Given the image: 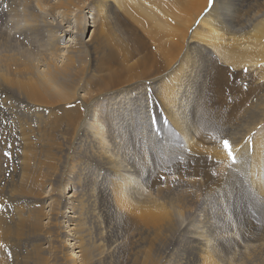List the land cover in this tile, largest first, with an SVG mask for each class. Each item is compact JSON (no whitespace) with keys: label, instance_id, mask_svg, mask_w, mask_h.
Masks as SVG:
<instances>
[{"label":"bare ground","instance_id":"1","mask_svg":"<svg viewBox=\"0 0 264 264\" xmlns=\"http://www.w3.org/2000/svg\"><path fill=\"white\" fill-rule=\"evenodd\" d=\"M218 3L225 13L215 12ZM85 10L91 15V33L83 42ZM57 15L66 23L73 18L78 34L63 53L56 35L61 21L48 22ZM211 18L220 26H213ZM45 28L51 34L42 44L39 35ZM201 46L208 55L200 54ZM199 79L214 98L229 85L226 114L244 129L233 152L237 164L247 167L243 178L250 184V196L264 206V0H0V264H170L166 259L180 252L172 246L182 237L188 244L196 239L197 245L175 264H264V241L244 242L234 250L235 225L223 228L230 216L232 223L247 218L231 211L228 216L224 206L214 205L212 250L202 238L204 223L195 237L187 229L184 236L183 228L173 224L179 217L171 213L180 211L177 203L172 202L170 210L154 205L156 200L136 184L140 172L126 168L135 173L133 180L118 174L122 168L115 154L126 135L115 127L117 114L139 91L154 95L188 153L205 152L207 148L199 151L187 137L185 124ZM124 91L130 97L120 93ZM102 96L106 98L100 104ZM136 105L143 111L151 104L144 100ZM102 109L108 112L112 150L103 142L105 132L94 125ZM73 147L86 160L106 167L108 191L99 188L100 179L87 172L82 161L73 164L72 153H67ZM209 150L214 161L197 159L198 171L209 175L215 168L224 179L226 154ZM256 170L259 177L253 176ZM64 184L72 189L67 196ZM47 186L55 198L46 212L39 191ZM214 195H225V190L219 187ZM105 199L121 214L127 236V241L126 236L121 242L111 240L110 250L94 231L102 227L96 211L100 200L109 206ZM66 208L68 216L62 215ZM60 235L69 240L66 251L58 249Z\"/></svg>","mask_w":264,"mask_h":264},{"label":"rangeland","instance_id":"2","mask_svg":"<svg viewBox=\"0 0 264 264\" xmlns=\"http://www.w3.org/2000/svg\"><path fill=\"white\" fill-rule=\"evenodd\" d=\"M215 12L225 13L226 11L218 3V9H216ZM1 13L3 14V11H1ZM84 14L87 18L86 22L88 27L86 26V31L81 36V38L83 42H86L89 39L91 33V28H89V26H91V15L87 10H85ZM57 17L54 22L53 20H49L48 22L55 24L58 22L60 23L61 21L60 29L56 35L57 37L60 36L57 40V47L59 48V51L63 53L66 50L63 48L65 46L71 45V43L77 38L78 34L76 32V23H74L73 18L70 19L69 23H66V21H62V18H60L58 15ZM211 19L213 26H220L219 23H217L213 18ZM2 30L7 32L5 28ZM50 34L51 33L48 28H45L40 33L39 38H41L42 41V39L48 38ZM43 43L44 42L42 41V44ZM200 48L202 50L200 51V54H209V52L203 50L204 46H201ZM83 61L84 59L82 62L78 63L77 66H82ZM227 80H229L228 75ZM202 81L203 79L198 80V84L193 90V95L190 97V105L192 106L189 107V110L185 111V124L188 131L187 137L197 144V149L199 151L202 152L205 148H207L203 154L196 155L188 153L182 140L180 139V135L175 132L168 119L162 115L160 111V104L157 102L153 94L147 92L144 95V93L139 91L134 95L136 97H130V95L127 94V91L120 92L121 94L123 93L122 95L126 96V98H130H128V101L125 104L123 103L124 107L119 109L117 114L119 124L115 126L116 129L120 126L122 134L126 135V138H123L125 140H122V148L120 145V149L115 154V156L117 155L116 161L119 166L121 165L120 167L122 168V170L118 171V174H128L127 176L130 179H134L133 175L135 173L130 174L126 171V168L130 169L131 172H140V177H137L138 179L136 180V184L138 187H140L139 189L142 192L147 193L151 199L154 198L156 200V204L154 205L170 210L171 203H177L179 206L178 209H180V211L176 210L174 212L172 211L171 213L178 214L179 217L173 220V224L175 227L179 224V226L183 228V233H181L184 236H186L184 232L185 229H187L186 231L195 237L200 232V229H198L199 225L201 223H204V225L207 223L205 228L204 225L202 227V238L204 237V239L208 241V245L212 250L216 248V238L213 239V235L215 236V224L213 220L214 214H211L214 209V205H218V207L224 206V208L228 210V216L231 215V213H229V211H231L233 212V216L239 219L247 218L245 222L232 223V218L230 216V220L228 218L223 223L224 229L225 224L226 228L229 224L235 225L234 229L232 230V234L234 235V238L238 240L234 248V250H237L238 246L244 242H252L253 240L264 241V206L263 204H260L255 198L251 197L248 192L250 184L247 183L243 178V173L247 168L246 166L244 168L239 166L237 163L234 165L229 164L226 166L227 171L224 173L225 180L220 176V173L215 168L209 171V175L204 171H198V167L200 165L198 164L197 159L201 158V163L205 161H214V158H212V154L214 153L210 152L209 148L213 152V148H216L219 152L222 150L223 153L220 154L224 156L226 153L223 148H218L219 144L221 146V141L227 139L230 142L233 150L235 141L244 131L242 126L235 125L232 121H230L228 119V114H226L228 112L227 108L229 104H224V101L225 99H228V101L230 99V93L228 91L229 85L224 89L221 87L214 98L209 94H206V85ZM147 91H149L148 88ZM78 92L81 94V88ZM124 93L126 94L124 95ZM105 96L100 97L101 99L99 98L100 104L105 100ZM144 100L145 102H149L151 105L149 108L139 111V108L136 104L138 101ZM129 102L130 104L127 106ZM208 112L212 113L213 115L207 117ZM107 113L108 112H106L105 109H102L99 113L101 114V119L94 125L96 126V130L98 129L99 131L100 129L102 133L105 132L103 136V142L104 144L109 145V150H112L113 141H110L112 138L108 135V130L111 131V126L110 124L106 125L105 123L108 120ZM131 114L133 115V120L129 119ZM186 140L192 146H194L188 138H186ZM252 142V140L249 142L251 146H253ZM247 149H249V147ZM67 153H72V155L70 154L72 157H70V160L75 166L80 164L82 161L84 169H86L87 172H92L91 175L97 176L98 179H100L99 183H102L103 185L99 186V188L102 187V189L106 191L110 189L111 184L110 181H108V176L105 178L107 174L105 173L107 172L106 167L101 165L99 166L97 162H93L92 160H86V156L79 151H74V147L70 148V151ZM225 156L227 158V155ZM3 158L6 160L4 156ZM258 174V170H256L253 176L259 177ZM206 178L207 182H205ZM187 180L196 181L197 184L195 186H186L183 182H186ZM260 180L262 181V178ZM66 184H64L62 188L65 196L69 194H65V192L67 193L72 190L71 186ZM262 186L263 185L259 183L258 187L261 188ZM219 187L225 190V195L220 197L218 196V198L214 194L215 189ZM53 190L54 194L58 195V189L56 188ZM158 190H164L165 192L159 195L157 194ZM52 193L53 191L50 192L49 186L42 188L39 191V194L44 195L42 201L44 202L46 212L49 210L48 205L52 199L55 198ZM174 198H176L178 201L174 200ZM258 200L260 199L258 198ZM43 202L40 203L43 204ZM103 202L104 200H100V204L97 208L98 211H96V214H98L100 211L99 215L97 216L101 220H99V223H101L100 226H102V229L94 228V231L101 233L100 237H98L101 240L100 243L106 246L105 250L106 248L107 250H110L112 247V244H110L111 240L118 238V241L121 242V240L123 241L124 237L126 236V233L121 222V214L108 199H105V203L109 204V206H106V204L101 205ZM34 203L36 202L34 201ZM68 210L69 209L67 208L62 210V215H70L71 212L67 213ZM62 220L65 222V218H62ZM63 231L65 234V227H62V232ZM223 233L227 235L226 231ZM107 235H110L108 239L104 237ZM227 237L228 236H226V238ZM182 238H180L181 240H175V243L172 246V248H175L180 252L173 256L168 255L169 257L166 259V261L170 264H175L176 261L181 262L180 259L182 255L190 254L192 251V248L190 247L197 245V240L194 238L192 239L191 244L186 242V238ZM125 239L127 241V236ZM56 243L57 238L54 237V245ZM68 244L69 240L67 241V237H65V235H60L59 241L57 243L58 249L66 251L65 248ZM130 246H128V248ZM133 247L134 243H132L131 248ZM252 261L253 263H251ZM252 261L248 264L255 263L254 260Z\"/></svg>","mask_w":264,"mask_h":264},{"label":"snow or ice","instance_id":"3","mask_svg":"<svg viewBox=\"0 0 264 264\" xmlns=\"http://www.w3.org/2000/svg\"><path fill=\"white\" fill-rule=\"evenodd\" d=\"M209 3H211V0H209ZM221 146L227 155L229 164L230 165L236 164L237 163V157L235 156V154L232 150V146H231L230 142L227 139H224L221 141ZM3 155L8 157L10 154H9V152L5 151L3 153Z\"/></svg>","mask_w":264,"mask_h":264}]
</instances>
